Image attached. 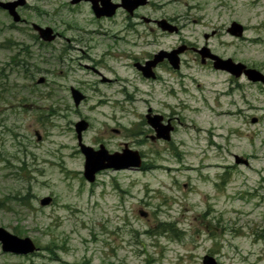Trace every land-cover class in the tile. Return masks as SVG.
I'll list each match as a JSON object with an SVG mask.
<instances>
[{"label": "rangeland", "instance_id": "374dc122", "mask_svg": "<svg viewBox=\"0 0 264 264\" xmlns=\"http://www.w3.org/2000/svg\"><path fill=\"white\" fill-rule=\"evenodd\" d=\"M186 2L200 5L191 11L192 35L208 31L192 24L195 17L222 30L241 24V38L222 33L215 48L264 75V0ZM9 23L0 11V227L39 250L17 256L0 244V264H203L205 256L264 264V83L191 57L182 75L145 80L119 58L131 47L120 40L87 51L92 61L74 52L65 65L17 66L6 45ZM164 40L169 48L179 37ZM53 53L47 48L45 58ZM71 87L86 96L79 107ZM150 110L175 128L170 142L148 138ZM82 120L85 146L114 153L127 144L142 167L107 169L88 182L75 130ZM163 222L179 236L159 233Z\"/></svg>", "mask_w": 264, "mask_h": 264}, {"label": "flooded vegetation", "instance_id": "af4514ba", "mask_svg": "<svg viewBox=\"0 0 264 264\" xmlns=\"http://www.w3.org/2000/svg\"><path fill=\"white\" fill-rule=\"evenodd\" d=\"M3 2L16 4L14 11L17 16L0 7V11L10 22L7 28L12 35H8L6 45L10 50L15 51L12 62L17 66L28 68L40 67V64L48 60L63 65L68 64L74 61V52L85 54L92 61L87 51L102 49L110 40L114 43L120 40L127 41L126 44L131 47L130 50H124L119 58L130 60L145 80L160 82L163 79L162 72L181 74L186 66H190L186 62L188 57H191L193 62L198 61L202 66L214 69L215 60L212 56L232 60L231 57H226L217 50L214 43L216 39L221 38L222 33L237 38L232 32L233 23H237L236 21L230 22L222 30L211 26V23H207L204 18L196 19V17L192 19V24H199L208 31L204 30L201 36L192 35L196 31L190 32L191 11H199L200 5L188 2L184 4L183 0H4ZM181 5H185L187 10H184V13L176 12L175 7ZM15 17L18 19L16 20ZM175 35L179 37L177 44L167 48L164 39H171ZM47 48L55 52L50 58H45ZM174 51H180L178 69H175L171 63V54ZM106 55L108 54H104L103 57ZM156 60L149 72L152 73L151 76L145 77L139 67H147L148 63ZM85 68H90L101 75L93 67L85 65ZM27 75L29 78H34L30 73ZM41 79H44V82L40 84H44L46 82L44 77H41L38 83ZM101 82L109 83L111 80L103 77ZM72 89L76 88L71 87L70 91ZM147 115H151V112ZM170 127L172 136L175 128L172 125ZM155 135L156 131L153 130L148 138L153 142H167L163 139L152 140L151 137Z\"/></svg>", "mask_w": 264, "mask_h": 264}, {"label": "water", "instance_id": "95a60500", "mask_svg": "<svg viewBox=\"0 0 264 264\" xmlns=\"http://www.w3.org/2000/svg\"><path fill=\"white\" fill-rule=\"evenodd\" d=\"M15 3L3 2L0 1V7L10 11L11 13L17 16V13L14 11ZM17 20L18 17H15ZM244 28L241 24L233 23L232 32L237 37L243 36ZM50 39V38H49ZM48 39V40H49ZM180 51H174L171 54V63L175 69L179 68V57L178 54ZM212 59L215 60V69L218 70H226L231 73L236 78H240L241 76H246L252 82H261L264 83V75L256 70L249 69L247 66L241 63H235L231 59H221L217 56H212ZM157 62H150L147 64V67H139V69L143 72L145 77H150L149 73L152 70V67ZM153 65V66H152ZM44 79H41L39 83H43ZM71 95L75 107H79L82 101L85 99V95L76 89L71 90ZM151 112V111H149ZM161 116H151L147 115V122L152 127L154 131H156V135L152 136L151 139H163L165 141H171V130L170 125H164L161 123ZM89 127V123L85 120L78 122L75 125V129L78 135L79 145L82 153L85 156V165H84V177L90 182L94 183L96 181V176L100 171L107 169L114 170H124V169H137L141 168L143 164V159L139 151L133 150L129 148L126 144L125 148L121 152L110 153L104 145H101L98 150H95L93 147L85 146L82 142V133L86 131ZM40 139V137L38 136ZM237 164H248L247 161L236 157ZM51 198H45L41 201L42 206L49 205L51 202ZM0 244H2V251L4 253L14 254L18 256H30L34 253H37L38 247L36 243L31 238H20L17 235H14L7 231L4 228L0 227ZM203 264H217L216 260L211 256H205L203 260Z\"/></svg>", "mask_w": 264, "mask_h": 264}, {"label": "trees", "instance_id": "16d2710c", "mask_svg": "<svg viewBox=\"0 0 264 264\" xmlns=\"http://www.w3.org/2000/svg\"><path fill=\"white\" fill-rule=\"evenodd\" d=\"M160 226H161V228H159V230H158L159 233H169V234L176 233V236H179V234H180L179 230L171 222H163V223H161Z\"/></svg>", "mask_w": 264, "mask_h": 264}]
</instances>
